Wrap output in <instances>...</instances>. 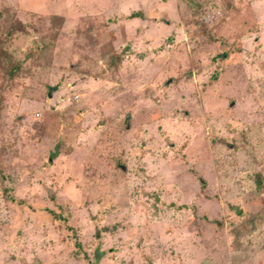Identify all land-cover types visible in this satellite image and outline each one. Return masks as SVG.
Wrapping results in <instances>:
<instances>
[{
  "label": "rangeland",
  "instance_id": "374dc122",
  "mask_svg": "<svg viewBox=\"0 0 264 264\" xmlns=\"http://www.w3.org/2000/svg\"><path fill=\"white\" fill-rule=\"evenodd\" d=\"M0 264H264V0H0Z\"/></svg>",
  "mask_w": 264,
  "mask_h": 264
}]
</instances>
